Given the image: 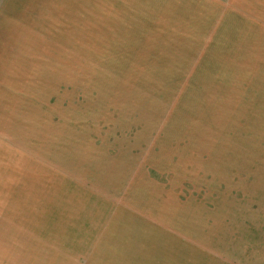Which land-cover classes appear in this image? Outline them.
Here are the masks:
<instances>
[{
  "label": "rangeland",
  "instance_id": "374dc122",
  "mask_svg": "<svg viewBox=\"0 0 264 264\" xmlns=\"http://www.w3.org/2000/svg\"><path fill=\"white\" fill-rule=\"evenodd\" d=\"M262 10L0 1V264H264Z\"/></svg>",
  "mask_w": 264,
  "mask_h": 264
},
{
  "label": "crops",
  "instance_id": "0c3cea01",
  "mask_svg": "<svg viewBox=\"0 0 264 264\" xmlns=\"http://www.w3.org/2000/svg\"><path fill=\"white\" fill-rule=\"evenodd\" d=\"M3 1V0H0ZM262 13H264V10H262ZM239 17H244V15L240 12ZM245 25L248 26L250 29L247 30V32H253V33H264V24L258 23L256 21H244ZM243 47H246L245 45Z\"/></svg>",
  "mask_w": 264,
  "mask_h": 264
}]
</instances>
